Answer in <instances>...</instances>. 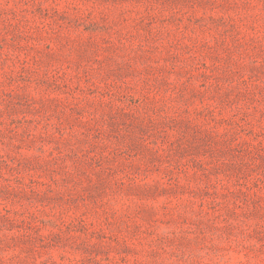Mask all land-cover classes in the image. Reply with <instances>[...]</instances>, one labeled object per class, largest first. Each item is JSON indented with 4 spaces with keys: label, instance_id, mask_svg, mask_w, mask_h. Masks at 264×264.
Instances as JSON below:
<instances>
[{
    "label": "rangeland",
    "instance_id": "obj_1",
    "mask_svg": "<svg viewBox=\"0 0 264 264\" xmlns=\"http://www.w3.org/2000/svg\"><path fill=\"white\" fill-rule=\"evenodd\" d=\"M0 264H264V0H0Z\"/></svg>",
    "mask_w": 264,
    "mask_h": 264
}]
</instances>
